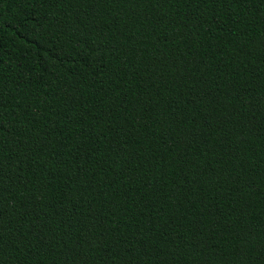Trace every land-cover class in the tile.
Wrapping results in <instances>:
<instances>
[{"label":"trees","instance_id":"obj_1","mask_svg":"<svg viewBox=\"0 0 264 264\" xmlns=\"http://www.w3.org/2000/svg\"><path fill=\"white\" fill-rule=\"evenodd\" d=\"M0 264H264V0H0Z\"/></svg>","mask_w":264,"mask_h":264}]
</instances>
